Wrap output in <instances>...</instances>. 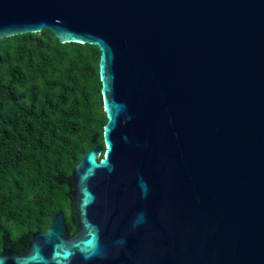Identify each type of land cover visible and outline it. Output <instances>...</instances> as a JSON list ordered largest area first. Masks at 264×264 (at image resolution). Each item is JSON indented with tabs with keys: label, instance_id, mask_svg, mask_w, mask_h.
<instances>
[{
	"label": "water",
	"instance_id": "obj_1",
	"mask_svg": "<svg viewBox=\"0 0 264 264\" xmlns=\"http://www.w3.org/2000/svg\"><path fill=\"white\" fill-rule=\"evenodd\" d=\"M44 29L100 51L103 146L75 235L58 211L0 264H264V0H0V39Z\"/></svg>",
	"mask_w": 264,
	"mask_h": 264
},
{
	"label": "trees",
	"instance_id": "obj_2",
	"mask_svg": "<svg viewBox=\"0 0 264 264\" xmlns=\"http://www.w3.org/2000/svg\"><path fill=\"white\" fill-rule=\"evenodd\" d=\"M99 57L49 29L0 39V252L3 235L45 232L58 211L77 232L71 170L106 123Z\"/></svg>",
	"mask_w": 264,
	"mask_h": 264
},
{
	"label": "flooded vegetation",
	"instance_id": "obj_3",
	"mask_svg": "<svg viewBox=\"0 0 264 264\" xmlns=\"http://www.w3.org/2000/svg\"><path fill=\"white\" fill-rule=\"evenodd\" d=\"M103 146V145H102Z\"/></svg>",
	"mask_w": 264,
	"mask_h": 264
}]
</instances>
